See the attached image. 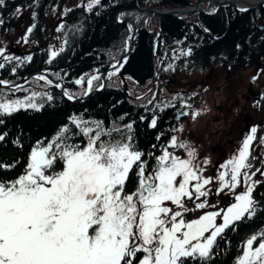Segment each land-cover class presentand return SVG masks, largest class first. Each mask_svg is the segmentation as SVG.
Masks as SVG:
<instances>
[{
    "label": "snow or ice",
    "instance_id": "obj_1",
    "mask_svg": "<svg viewBox=\"0 0 264 264\" xmlns=\"http://www.w3.org/2000/svg\"><path fill=\"white\" fill-rule=\"evenodd\" d=\"M4 3L0 0V6ZM97 3L91 0L89 10ZM0 57L11 59L2 49ZM95 79L99 77L88 81L89 88ZM19 106L20 101L0 103V112L11 113ZM27 106L37 107L34 103ZM72 123L87 138L83 146L70 143L75 133L64 127L54 141L32 150L17 178L7 179L5 174L12 166L0 164V264H185L186 258L207 257L217 236L252 211L249 186L236 196L237 203L227 209L221 225L215 223L219 212L186 222L185 199L206 197L205 186L212 183L193 163L194 150L178 144L174 136L169 147L185 149L187 158L165 148L154 157L155 169L146 174L144 153L133 147L131 136L112 143L102 139L111 133L100 122L94 127L75 119ZM151 126H156L155 119ZM126 127L131 130L132 125ZM256 131L252 128L238 156L222 165L221 191L237 187L242 170L250 167ZM134 168L138 187L129 193L126 184ZM206 206V202L197 205ZM255 240H248L239 264H264V241L253 249Z\"/></svg>",
    "mask_w": 264,
    "mask_h": 264
},
{
    "label": "trees",
    "instance_id": "obj_2",
    "mask_svg": "<svg viewBox=\"0 0 264 264\" xmlns=\"http://www.w3.org/2000/svg\"><path fill=\"white\" fill-rule=\"evenodd\" d=\"M112 1L101 0L97 8L85 12L79 9L69 12L74 18L80 19V26L89 19L87 32L66 33V30L61 28L66 38L64 46L71 49L63 53L60 65L65 67L66 63L78 64L76 68L69 70L71 77L76 78L81 74L90 75L94 70L104 69L109 62L106 50L114 49L128 33V26L124 22L116 21L115 12L121 7L134 8L150 2L149 0H115V5H111ZM52 6L53 2L50 0H5L4 5L0 6V20L3 21L1 33L4 28L2 25L6 23H11L9 26L17 25L16 17L19 18L20 23L22 16L17 10L28 9L30 17L35 18L37 33L33 36V40L40 43L44 38L45 27L39 24L38 17L46 11L52 13ZM227 7L229 6H225V9H222L224 7L217 9L213 13L200 12L198 15L194 13L186 18H178L170 14L156 16L159 29L155 28L156 32H154L153 28L144 27L136 33L131 51L121 66L120 74L138 85H143L154 77L158 67L172 58L168 54L171 51L176 55L180 52L178 54L184 56L178 63L175 60L177 65L189 66L192 70L208 69L211 63L216 67L219 65L217 64L219 60H224L223 64H225L236 53L264 56V30L260 28L264 25V5L243 11ZM61 11L58 9L52 14L59 15ZM13 21H16L15 24L12 23ZM174 43L182 44L183 48L170 47ZM183 52L187 54L184 55ZM79 53L87 54L81 59ZM34 58H37L39 68L45 62V56L33 55L32 59ZM33 62L28 64L29 70L33 68ZM2 78L7 79V76L2 75ZM152 105L138 104L135 100H129L122 88L108 84L80 102H71L55 96L38 108L18 109L11 114H1L0 135L4 139L0 140V164L12 166L6 172V178L15 179L23 174L32 149L39 144L45 145L54 141L64 127L70 129V134L75 133L69 142L83 146L87 138L83 137L72 123L74 118L91 122L85 125L91 127H94L96 122H100L105 132L111 133L110 136H103V140L109 137L116 139L112 128L118 126L119 137L126 140L131 136L133 147L144 153L142 159L147 162V174L152 167L150 154L154 149L158 150L167 140L168 125H164L161 117L154 114L153 111L156 109L152 111ZM153 119L156 120L155 127L151 126ZM129 124L132 125L131 130L126 127ZM137 187V170L134 168L126 184V191L134 192ZM263 203L257 204L258 208L250 217L244 216L230 224L224 231L226 239L219 238L222 243L215 242V248H212L213 252L210 255L204 258L196 256L192 259H196L198 264H233L249 239L253 237L264 239ZM187 261L186 258L185 263Z\"/></svg>",
    "mask_w": 264,
    "mask_h": 264
},
{
    "label": "rangeland",
    "instance_id": "obj_3",
    "mask_svg": "<svg viewBox=\"0 0 264 264\" xmlns=\"http://www.w3.org/2000/svg\"><path fill=\"white\" fill-rule=\"evenodd\" d=\"M69 1L73 5L76 4L82 6H86L91 2V0H69ZM214 1L215 0L206 2L208 10H212L215 7L216 2L214 3ZM223 3H225V6L231 5V3L228 4V2L226 1H223L220 4ZM170 5L172 6V2L170 3ZM145 6L146 7L153 6V3ZM125 9L126 8L120 9V11L117 12L116 17L121 12L125 11ZM17 12L22 16L20 18V23H19V18L16 17L17 25L9 26V24L11 23H6L5 25H2L4 26L2 33H1V24H0V49L3 50L5 56L11 57V59L7 61L4 60L2 57H0V63L6 64L8 62H12L15 66H19L20 62L25 59V56L27 57L30 55L29 52L30 49L36 47V50L39 51L40 55L45 56L46 62H49V65H51L52 68H55L56 59H52V58H57L60 55H63L65 51L67 50L69 51L71 49V47L64 46L65 37L63 32L64 28L62 27L63 25L62 18L65 17L64 16L60 17L62 13H60L58 16L55 13H54L55 15L49 13V14H43L41 17H38L39 24L42 27H45L44 38L40 43H38L33 40V36H35L37 33V31L35 32V21H34L35 18L33 19L30 17V12L28 11V9H24L22 11H17ZM138 12L140 14L141 11ZM144 14H142L141 16L143 17ZM151 14H148V16L146 17L147 22L146 24H143V26L147 28L149 27L151 29L153 28L152 30L156 32L155 30L156 24L153 21H150V17L153 16L154 14L153 13ZM142 17H140L139 20ZM29 28L32 29L31 32L28 31ZM21 36L22 37L24 36L23 39H21ZM128 37L129 36L126 35L125 39L124 40L122 39L119 45H117L114 49L106 50V54L107 57L109 58V62L104 69L96 71L95 74H90V75L81 74L76 78L70 77L68 79L61 74V71H58L56 69L50 71L47 68L43 69L42 67L41 70H43L44 73L36 74L34 76L29 77L26 81V85L19 84L21 83L19 82L21 78L15 81L14 78L5 79L0 77V81L6 82V83H1L0 85V96H1L0 103H13L15 101H20L25 107H28L27 105L29 103H34L37 105L36 108H38L43 103L51 101L55 96H59L63 98L61 94L62 89H60L61 85L59 86L54 84L50 80V78L55 81H60V83L64 85L63 92L67 93V95H72L75 97L80 96L86 91L87 88L93 90L101 86L103 82L101 78V74L105 71L104 86L109 84V85L117 86L119 88H124L123 86V81H124L125 82L124 89H126L125 95L129 100H133V101L135 100V102L138 104H143V105L149 103L159 104L162 103L163 100L179 99V103H181L182 105L187 103L186 100H189L187 99V97H191V94L195 96V93H201L199 97V101L197 102L196 105L187 103L190 106V110H191L190 114L188 115V119L190 121V123L188 124L189 128L193 129L196 133L198 132V134L201 135L200 137V141H201L203 137L207 139V134L212 135L213 132L217 130H221L224 123L223 120H225L226 124L229 122L231 123V121L234 119V114L230 113L231 105L234 102L235 109L240 110L239 107H237V105L235 104V102H240V103L242 102V98H240V94L244 92L245 85H249V83H252L253 86L257 85L264 89L263 86L264 77L260 78L257 77L256 75H253L252 73L253 68L244 69L243 71L233 73L231 75L232 77H230L229 80L226 81L225 83L223 82V74L225 75L224 70L218 71L214 74L213 71L209 72L207 69L192 70V68H190L189 66L188 67L179 66L177 65V63H175L176 59H174V57L180 55L178 54L180 52H177L176 55L175 53H172V51L168 53L172 58H169L170 60L168 62H166L165 64L161 65L156 69L155 75L150 81L146 82L143 85H138L133 81H131L126 76H123V81H122L121 74L119 73L120 70L117 71L116 68H110L111 66L110 64L120 57L122 51L124 50L125 46L128 43L129 40ZM174 45L175 44H172L170 47H173ZM52 52H56L57 55L53 57ZM22 53L24 54V56L22 55ZM25 53H28V55H25ZM183 53L184 55L187 54V53L185 54V52ZM51 60L53 61L54 64L50 63ZM165 72L167 75L172 74L171 76L173 77V83L169 86V89L167 85L170 84L171 80L169 79L165 80L164 78ZM94 76L99 77V79L92 80L91 87L89 88L88 81L91 80L92 77ZM212 76L213 79H217V78L218 79L213 80ZM77 81H80V83H77ZM16 83H18L19 85L14 86L13 88L5 87V84L13 85ZM24 93H31V97L25 95ZM148 94L151 95V98L149 97L144 98V96H149ZM49 97H51V99H49ZM261 101L264 100L261 99ZM208 106L209 108L211 106L210 111L208 109ZM213 107L216 111L212 110ZM197 112H199L201 115V118H199L198 120L196 117L193 118V114ZM259 115L264 117V110L260 111ZM74 119L79 121L77 118ZM89 123L91 122H86V125H88ZM186 125L187 124L185 122L183 121L180 122L178 128L175 129L172 137L175 136L178 141L182 137L183 129ZM112 130L115 132L116 134L115 136L117 138L111 139L109 137L105 141H110L112 143H115L117 141H125V139L123 140L121 137H119L118 126L113 127ZM200 131L202 133H200ZM122 137H124L123 133H122ZM171 139L166 145V147L170 145ZM185 140L186 139L184 138V141ZM261 141L262 143L260 147H258V151L261 149L262 152L260 153V156L263 157V162H264V134ZM208 143L209 141H207L206 146ZM47 145L48 144L37 145L33 149ZM206 146L202 144L201 149H206L209 152ZM208 152L207 154L209 155ZM29 160H30V156H29ZM201 175L205 178H209V175L204 174L203 172L201 173ZM254 182L255 179L253 174L247 173V177H245L244 180L245 187L242 191V194L245 193L247 191V188L249 186H252ZM194 184L195 181H193V185ZM207 187L208 185L205 186V189ZM262 191L263 188L260 189V192L258 193L259 196H261ZM251 200L253 202L251 208L254 207L258 208V205L255 202L257 200L254 201L252 194H251ZM188 210L189 208L186 211ZM184 212L183 215H186V213L184 214ZM262 241H264V239H262L261 237L256 238V241L253 242L252 248L255 249L256 247H258V244ZM247 250H248V246L246 242V245L240 250L233 264H239L241 258L244 256V252Z\"/></svg>",
    "mask_w": 264,
    "mask_h": 264
},
{
    "label": "flooded vegetation",
    "instance_id": "obj_4",
    "mask_svg": "<svg viewBox=\"0 0 264 264\" xmlns=\"http://www.w3.org/2000/svg\"><path fill=\"white\" fill-rule=\"evenodd\" d=\"M61 1H62V4H61L62 14L60 17L64 16L65 18H68L69 20H72L74 18V16L70 15L69 13L71 10L79 9L81 10V12L82 11L85 12V10L86 11L89 10L88 5L86 6L76 5V4L73 5L71 4L69 0H61ZM100 1L101 0H99V2ZM149 1L150 2L146 3L145 5H149L153 3L154 7L174 9L175 7H172L170 5L171 2H172V5L174 3H184L185 2V3H188L187 6H189L196 0H149ZM219 1L223 2L224 0H219ZM215 2L217 6L215 5V7L212 10H208L207 9L208 7H207L204 9L196 10L190 14L184 15L183 17L184 18L189 17L190 15H193L194 13L195 15H198V13L200 12L213 13L220 7H225V3L220 4V3H217V1H214V3ZM98 4L99 3L94 4L92 8H97ZM110 4L115 5V0H113ZM162 4H165V5L161 6ZM123 8H126V7H123ZM123 8L121 7V9ZM183 17H178V18H183ZM65 18H62V21L68 27V30H70V32L78 33L81 31L80 30L81 21L79 22V28H77L75 26H70L69 21ZM82 24H84V22H82ZM144 27L145 26H142L141 28H144ZM23 37L21 36V39H23ZM174 44H175L174 46H177V48L179 49L183 48L182 44H179V43H174ZM29 52H30V55L27 57L25 56V59L20 62L19 66H15L12 62H8L4 64V67L0 68V77H2V75H6L7 78H11V79L14 78L16 81L22 76H24V74H27L37 69H41L45 65L49 64V62L48 64L43 63L40 66V68L37 67L38 66L37 58L32 59V57L33 55H38L40 57L41 55L39 51H37L35 47V48H31ZM22 55L24 56L23 53ZM25 55H28V53H25ZM61 56L62 55H60L57 58H52V59H56V67L64 68L62 65H60L62 64L60 63ZM28 57H31V61L28 59ZM223 61L224 60H219V62L221 63ZM239 61H242V62L249 61L253 63V65L251 66V68H253V71H252L253 75H256L257 77H260V78L264 77V56L259 55V54H255V55L253 54L251 56V54L242 55V54L236 53L232 58H230V61L226 62L225 64H222L220 68H216L217 66L215 67L211 63L207 70L209 72H212L213 70L218 72V71H221L222 68L224 67L225 76L230 78L232 77L231 75L235 73V71L241 68L242 65L240 64ZM32 62H33V68L29 70L28 68L30 65L29 63H32ZM45 62H46V59H45ZM50 63L54 64L52 60ZM61 74L63 75V72H61ZM17 75H20L21 77L20 76L17 77ZM171 75L172 74L167 75L166 72L164 75L165 80L167 79L171 80L169 85L166 84L168 89H169V86L173 83V77ZM212 79H213V76H212ZM217 79H213V80H217ZM223 82H225L224 78H223ZM23 85H26V82ZM200 94L201 93H195V96L191 94V97H187V99H189V100H186L187 103L196 105L197 102L199 101ZM240 98H242L241 103L235 102V104L237 105V107H239L240 110L235 109L234 102L231 105L230 113L234 114V119L231 121V123L229 122L226 124L225 120H223L224 123H223V127L221 130H217L213 132L212 135L207 134V139L203 137L201 141H200L201 135L198 134V132L196 133L193 129H190L188 125L190 123L188 119V115L191 112L190 106L187 103L181 105V103H179V99H175V100L171 99V100L162 101V104H165V106H167L168 108H167V113L162 115L161 119L163 122H167L168 119H170L172 122V124L167 122L168 126L166 127V133L169 132V135H171L169 130L177 129L179 126V123L182 121L187 124L183 129L182 137L177 141V143L178 144L184 143L188 145L190 149L192 150L194 149L195 159L193 163L199 166V168L201 169V173L203 172L204 174H208L209 178H211L212 180V183H210L208 187L205 189L208 192V195L206 197H200L199 199H196V197L193 196L191 200L185 199V208L186 209L189 208V210L184 212V214L186 213V215H183V219L185 221L187 220V222L192 221V220H197L201 216L207 213L219 212L221 213V215L215 218V223L217 225H221L223 223V219H222L223 215L226 213L227 209L230 206H232L233 204L237 202L236 196L242 194V191L245 187L244 185L245 175L243 173H248V174L250 173V174H253L254 176L255 182L251 186L252 187L251 194L254 198V201L257 200L255 201L257 204H261L262 202H264V173H263L264 172V162H263V157L260 156V153L262 152L261 149L258 151V147H260L262 143L261 140L264 134V117L259 115V112L264 110V101H261V99L264 100V89L260 86H257V85L253 86L252 83H249V85H245V90L242 94H240ZM208 109L210 111L211 106L210 108L208 106ZM212 110L213 111L215 110L214 107ZM195 117L198 120L199 118H201V115L199 114L198 116H195ZM171 125L173 126L170 127ZM252 128H256L257 131L255 133V139L251 142V146H250V156L248 160L250 167L242 170L241 176H240V184L237 187H235L234 189L224 188L221 191V182L219 181V175L221 172L225 171L222 165L226 164L230 159H233V157L238 156L239 151L242 148L243 141L246 139L248 135L252 134L251 133ZM200 133L202 132L200 131ZM171 137L172 136H170V138ZM170 138H167V140H165L162 143L161 147L157 151L153 152V154L151 155L150 165H152V167L147 174L151 173L156 167V159L154 157H158L159 155H161L165 148H167L170 153L177 155L181 157L182 159L187 158L185 149L171 148L169 146L166 147V145L170 141ZM184 138L186 139L185 141H184ZM207 141H209V143L206 146ZM202 144L208 148L209 152L206 149H201ZM207 152L209 153V155L207 154ZM205 161H207V163H205ZM226 179H228V177H226ZM261 188H263V191H262L261 196H259L258 193L260 192ZM201 202H206V205H207L203 209L197 207V205ZM169 207L173 208L174 205L169 204ZM234 222H231L230 224H233ZM227 228H225V230ZM224 231L220 235H218L217 238H223L225 240L226 238L224 235ZM206 234L210 235V232L205 233V235ZM212 248L209 251V253L213 252ZM187 259H192V258H187Z\"/></svg>",
    "mask_w": 264,
    "mask_h": 264
},
{
    "label": "bare ground",
    "instance_id": "obj_5",
    "mask_svg": "<svg viewBox=\"0 0 264 264\" xmlns=\"http://www.w3.org/2000/svg\"><path fill=\"white\" fill-rule=\"evenodd\" d=\"M51 2H53V6H52V8L51 9H53V11H52V13L54 12V11H57L58 9H61L62 10V6H61V4H62V2H61V0H55V2H54V0H50ZM207 1H209V0H202L201 2H199V8H201V9H204V8H207V4H206V2ZM210 1H213V0H210ZM215 1H217V0H215ZM225 1V0H224ZM227 2H228V4H230L231 3V5L229 6V5H226V6H229V7H227L228 9H231V8H234V9H236V8H238V9H242V7H246V6H248L247 8H244L243 10H246V9H255V8H258V7H261V6H263L264 5V0H227ZM59 3H61V4H59ZM218 3V2H217ZM257 3V4H256ZM216 4V3H215ZM251 4H252V6H251ZM174 5V6H173ZM172 5V7H177V8H186L187 7V5H188V3H174ZM141 7H146L145 5H140ZM217 6V5H216ZM139 7V6H138ZM134 8H137V7H134ZM177 8H174V9H177ZM220 8H222V7H220ZM219 8V9H220ZM222 9H225V7L224 8H222ZM242 10V11H243ZM43 14H49V12L48 11H46L45 13H43ZM51 14V13H50ZM142 14H144V11H141L140 12V14H139V12L137 11V10H133V11H123V12H121L118 16H117V18L118 19H122V18H125L124 19V22L127 24V26H129V29L131 28V25L134 23V24H137V23H139L140 21H139V18L140 17H142L141 15ZM150 14V13H149ZM152 15V14H151ZM170 15H172V14H170ZM156 16H160V14L159 15H157V14H154L153 16H151L150 17V21H153L155 24H156V26H157V20H158V18L156 17ZM65 19H67L68 21H69V25L70 26H75V27H77V28H79V22H80V19H77V18H74V19H72V20H69L68 18H65ZM146 22H147V18H145V19H143L142 21H141V24H146ZM88 26H89V19H86V23H84V24H82L81 26H80V30L82 31V32H87V30H88ZM62 27L63 28H65V30H66V33H73V32H70V30H68V27L65 25V23L63 22V25H62ZM157 29H159L158 28V26L156 27ZM260 28L262 29V30H264V25H261L260 26ZM64 43L66 44V38H64ZM133 43H134V41H133ZM197 50V49H196ZM80 54V53H79ZM86 54L87 53H81L80 54V58L81 59H84L85 57H86ZM183 55H178L177 57H175L174 59H176V62L178 63L180 60V58H181V60H183ZM184 62V61H183ZM240 62V64L242 65L241 66V68L239 69V70H237V71H235V72H239V71H243L244 69H249V68H251V66L253 65V63H251V62H249V61H244V62H242V61H239ZM45 63H47L48 64V62H44V64ZM218 66L216 67V68H220L221 67V65L223 64V62L221 63V62H218ZM73 65H75V64H65V67H64V69L65 68H68L66 71H63V75L65 76V78H70L71 76L69 75V70L70 69H72V68H76L77 66H78V64L76 65V66H73ZM46 67H50L51 65H45ZM52 71H53V69H51ZM98 70H100V69H98ZM97 70V71H98ZM198 70V69H197ZM222 70H224V67L222 68ZM225 71V70H224ZM16 72V71H15ZM217 71H215V70H213V73L215 74ZM96 73V70H94V72L93 73H91V74H95ZM84 75V74H83ZM242 76H244V75H242ZM226 77V78H225ZM72 78H74V77H72ZM223 78H224V80H225V83H226V81H228L229 79H227V78H229V77H227V76H225L224 74H223ZM105 87V86H104ZM103 87V88H104ZM102 88V89H103ZM101 89V90H102ZM123 89V88H122ZM123 91H124V89H123ZM125 92V91H124ZM85 93V92H84ZM94 93H96V92H93V94ZM25 95H28V96H31V94L30 93H24ZM92 95V94H91ZM91 95H88L87 96V98L88 97H90ZM149 96H144V98L145 97H149V98H151V95L150 94H148ZM0 98H1V96H0ZM4 99V98H3ZM86 99V98H85ZM84 100V99H83ZM150 104V103H149ZM25 108H29V107H25L23 104H22V106H19L18 108H17V110L18 109H25ZM167 106H165V104H162V103H159V104H153L152 105V107H151V110L153 111V109H156V111H153L154 112V114L157 116V117H161L162 115H164V114H166L167 113ZM16 110V111H17ZM13 112H15V111H13ZM13 112H11V113H13ZM11 113H3V112H0V115L1 114H11ZM167 122L168 123H171L172 124V122H171V120L170 119H168L167 120ZM167 122H163L164 123V125L165 124H167ZM173 125H171L170 127H172ZM170 131V134L171 135H169V132H167V138H170V136H172L173 135V133H174V131H175V129H173V130H169ZM172 138V137H171ZM170 138V139H171ZM169 140V139H168ZM39 145H41V144H39ZM155 151H157L156 149H154L153 151H152V153L150 154V157H151V155L153 154V152H155ZM151 159V158H150ZM173 209L174 210H180V209H177L176 208V206H174L173 207ZM209 234H206L205 236H208ZM217 243H222V240L221 239H219V238H216V240H215ZM213 248H215V245H214V247ZM185 264H198V261L196 260V259H188V261L185 263Z\"/></svg>",
    "mask_w": 264,
    "mask_h": 264
},
{
    "label": "water",
    "instance_id": "obj_6",
    "mask_svg": "<svg viewBox=\"0 0 264 264\" xmlns=\"http://www.w3.org/2000/svg\"><path fill=\"white\" fill-rule=\"evenodd\" d=\"M202 0H196L195 2H193L191 5L187 6L186 8H177V9H173V8H155V7H137V8H128V9H125L126 11H133V10H137V11H144V15L143 17L139 20L140 22L137 23V24H132L131 25V28L128 29V33L127 35L129 36V40H128V43L127 45L125 46L124 50L122 51V54L120 55V57L115 60L114 62H112L110 65V68H116V70H120L122 64L126 61L130 51H131V48H132V45H133V41H134V37L136 35V33L141 29V27L143 26V24H141V21L143 19H145L148 14L150 13H153V14H157V15H164V14H172V15H175L177 17H180V16H184V15H187V14H190L196 10H200L201 8H199V2H201ZM227 2V0H225ZM218 3H221L219 0H217ZM257 4V3H256ZM252 6V4H251ZM248 7V6H247ZM245 7V8H247ZM244 9V8H242ZM120 11V10H119ZM122 11V10H121ZM118 12V11H117ZM117 12L115 13V19L117 22L121 23L124 21L125 18H122V19H118L116 17V14ZM77 64L73 65V66H76ZM47 68L48 70H51V69H56L58 71H66L68 68H59V67H55V68H52L51 66L50 67H43V69ZM44 71L41 70V69H37V70H34L32 72H29L28 74H26L25 76L21 77V79L19 80V84H22L24 81H26L29 77L31 76H34L36 74H43ZM123 76L121 74V79L123 81ZM105 71L101 74V78H102V85L93 89V90H90V89H86L85 93H83L82 95L80 96H72V95H67V93H64L63 92V89H64V85L62 83H60V81H55L53 79L50 78V80L56 84V85H61L60 86V89L61 90V94H62V97L65 99V100H68V101H71V102H80L82 101L83 99L87 98L88 95H91L93 94V92H98L100 91L103 87H104V80H105ZM18 83L16 84H13V85H8V84H5V87L7 88H13L14 86H17L19 85ZM1 85V83H0ZM123 86L125 88V82L123 81ZM123 88V89H124ZM124 91H126V89H124ZM72 97L71 99H69V97Z\"/></svg>",
    "mask_w": 264,
    "mask_h": 264
}]
</instances>
